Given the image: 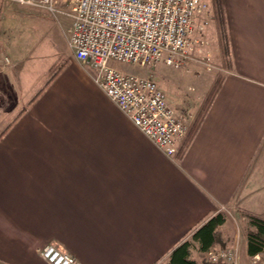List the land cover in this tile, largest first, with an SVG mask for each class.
Listing matches in <instances>:
<instances>
[{
  "label": "crops",
  "instance_id": "0c3cea01",
  "mask_svg": "<svg viewBox=\"0 0 264 264\" xmlns=\"http://www.w3.org/2000/svg\"><path fill=\"white\" fill-rule=\"evenodd\" d=\"M222 5L230 65L174 156L72 53L3 103L0 264H49L39 250L50 242L78 264H157L211 214L264 219V0ZM246 246L233 245L254 264L262 254Z\"/></svg>",
  "mask_w": 264,
  "mask_h": 264
},
{
  "label": "built area",
  "instance_id": "2783aa9c",
  "mask_svg": "<svg viewBox=\"0 0 264 264\" xmlns=\"http://www.w3.org/2000/svg\"><path fill=\"white\" fill-rule=\"evenodd\" d=\"M57 11L58 0H0ZM66 1V0H65ZM64 2V1H63ZM71 20L68 45L73 56L91 65L94 81L167 156H174L186 136L182 118L168 104L164 91L150 77L113 65L163 63L178 68L191 58L195 44L205 42L214 18L205 0H67ZM50 242L39 253L49 264H78ZM234 247L209 250L208 262L241 264ZM259 257L256 256L254 264ZM260 264H264L261 262Z\"/></svg>",
  "mask_w": 264,
  "mask_h": 264
},
{
  "label": "rangeland",
  "instance_id": "374dc122",
  "mask_svg": "<svg viewBox=\"0 0 264 264\" xmlns=\"http://www.w3.org/2000/svg\"><path fill=\"white\" fill-rule=\"evenodd\" d=\"M57 2V11L50 12L35 6L0 1V108L16 96L27 97L25 89L29 87L33 72L45 70L47 63H53L62 53H72L67 39L71 25L66 14L69 3L67 0ZM211 3L214 10V0ZM215 14L214 11V18L206 28L204 44L200 47L191 45L194 46L191 59L178 68L163 63L152 67L113 63L124 71L150 77L158 84L168 104L185 122L186 137L203 115L214 87L220 84L230 65L225 25L216 20ZM63 61L59 57L53 70L59 68ZM210 84L212 88L209 89ZM12 114H3V118H12ZM3 126L0 125V130ZM225 215L226 220L218 229V243L209 250L217 251L235 245L238 254H241L248 220L244 212L233 211L232 215ZM185 240L190 243L189 256L196 264L208 262V251L199 250L191 234ZM261 254L257 264L264 262V251Z\"/></svg>",
  "mask_w": 264,
  "mask_h": 264
},
{
  "label": "trees",
  "instance_id": "16d2710c",
  "mask_svg": "<svg viewBox=\"0 0 264 264\" xmlns=\"http://www.w3.org/2000/svg\"><path fill=\"white\" fill-rule=\"evenodd\" d=\"M214 11L217 17V21L222 25L224 24V8L222 5V0H214ZM227 37V35H226ZM227 43L228 39L226 38ZM226 43V44H227ZM228 50V44H227ZM54 67H51L53 69ZM218 84L214 87L212 91V96L210 101L212 100L214 93L219 88ZM209 101V103H210ZM248 225V230L246 231V253L249 256H254L257 254H261L264 251V219L255 216L253 214L245 213ZM226 218L224 214L221 212H217L211 214L210 216L206 217L202 223L192 230L191 239L198 243L199 250L201 251H208L211 249L216 243H218V233L219 227L225 222ZM190 243L187 240H183L182 242L178 243L172 251L169 253L167 260L164 264H196V262L190 258ZM204 264H223V263H212V262H205Z\"/></svg>",
  "mask_w": 264,
  "mask_h": 264
}]
</instances>
